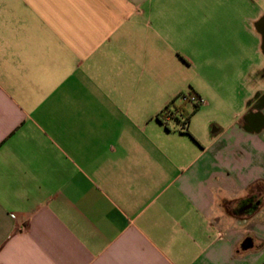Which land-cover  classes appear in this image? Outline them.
I'll return each instance as SVG.
<instances>
[{
	"label": "crops",
	"instance_id": "0c3cea01",
	"mask_svg": "<svg viewBox=\"0 0 264 264\" xmlns=\"http://www.w3.org/2000/svg\"><path fill=\"white\" fill-rule=\"evenodd\" d=\"M0 264H264L262 0H0Z\"/></svg>",
	"mask_w": 264,
	"mask_h": 264
},
{
	"label": "rangeland",
	"instance_id": "374dc122",
	"mask_svg": "<svg viewBox=\"0 0 264 264\" xmlns=\"http://www.w3.org/2000/svg\"><path fill=\"white\" fill-rule=\"evenodd\" d=\"M262 1L264 3V0H262ZM255 44H256V41L253 39H250V38L245 39V40L244 39H234V38L227 40V39L217 38L214 41V46H213L214 53L213 54H214V56L217 57L216 59L218 60V59H220V58H218V56L224 57V55H222V54H227L228 53L227 51H231V53L233 55H236V54L238 55V54H242L243 53L242 51L245 50V48L247 46H250V45L252 46ZM203 58H204V55H203L202 51H200V53H199L200 62L203 60ZM215 64H217V63L215 62ZM215 70L216 69L212 70V68H205L203 71L204 75H202L200 78L201 79L200 83L202 84L208 75L214 76L216 74Z\"/></svg>",
	"mask_w": 264,
	"mask_h": 264
},
{
	"label": "built area",
	"instance_id": "2783aa9c",
	"mask_svg": "<svg viewBox=\"0 0 264 264\" xmlns=\"http://www.w3.org/2000/svg\"><path fill=\"white\" fill-rule=\"evenodd\" d=\"M177 100H179L182 104H190L195 108L204 104L203 99L199 97V95L192 92L179 95Z\"/></svg>",
	"mask_w": 264,
	"mask_h": 264
}]
</instances>
